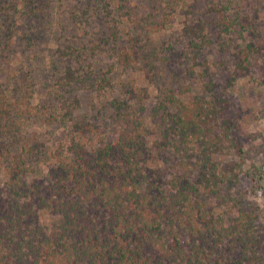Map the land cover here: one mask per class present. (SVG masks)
Instances as JSON below:
<instances>
[{"label": "rangeland", "instance_id": "374dc122", "mask_svg": "<svg viewBox=\"0 0 264 264\" xmlns=\"http://www.w3.org/2000/svg\"><path fill=\"white\" fill-rule=\"evenodd\" d=\"M51 5L48 17L21 22L15 33L9 71L0 77V98L15 110L0 114V148L31 152L35 175L54 154L64 153L66 136H78V128L94 153L118 137L117 106L127 102L126 89L132 88L145 95L146 146L153 149L155 142L173 140L164 124L168 111L155 109L159 91L185 104L198 101L208 116L201 124L210 145L201 137L200 147H188L201 157L204 174L216 175L200 203L217 221H239L264 251V0ZM122 48L131 50V60L121 59ZM67 68L74 78L70 85L62 81ZM160 156L159 166L172 164L174 153ZM4 181L0 159V185Z\"/></svg>", "mask_w": 264, "mask_h": 264}, {"label": "trees", "instance_id": "16d2710c", "mask_svg": "<svg viewBox=\"0 0 264 264\" xmlns=\"http://www.w3.org/2000/svg\"><path fill=\"white\" fill-rule=\"evenodd\" d=\"M51 1L0 0V77L9 71L20 23L48 17ZM120 57L131 60V50L122 48ZM62 81L74 82L69 68ZM126 90L127 102L117 106L118 137L94 153L78 128V136H66L64 153L35 175L31 152L0 148V264H264L256 236L239 221H217L200 203L216 175L204 174L188 144L209 135L201 124L205 108L160 90L155 109L168 111L173 140L148 149L145 95ZM13 106L0 98L3 116ZM160 153H174L172 164L159 166Z\"/></svg>", "mask_w": 264, "mask_h": 264}]
</instances>
